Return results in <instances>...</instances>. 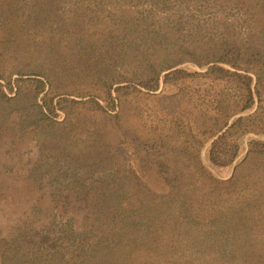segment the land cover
I'll use <instances>...</instances> for the list:
<instances>
[{
  "label": "trees",
  "instance_id": "16d2710c",
  "mask_svg": "<svg viewBox=\"0 0 264 264\" xmlns=\"http://www.w3.org/2000/svg\"><path fill=\"white\" fill-rule=\"evenodd\" d=\"M76 1L0 0V61L10 66L0 79L12 89L10 74L18 73L16 84L35 96L46 86L39 104L31 99L32 124L76 132L88 145L74 153L57 143L64 162L47 161L39 174L51 181L44 183L46 213L40 218L34 210L41 207L32 204L28 216L0 230V264H264V139H249L227 180L198 158L203 142L254 100L250 113L208 143L207 165L229 172L246 136H264V54L252 45L241 50L230 37L214 53L196 54L184 11L189 4L223 10V2L239 0H91L110 8L104 27L90 29ZM260 21L264 27V16ZM168 50L174 54L166 56ZM27 51L50 63L25 65ZM184 57L234 69L167 71L160 95L174 98L161 107L157 133L142 135L122 116L124 102L146 94L139 86L157 89L160 70ZM120 80L126 83L114 87L113 97L111 85ZM186 81L205 86L197 91ZM0 95L9 99L1 82ZM57 108L65 112L61 121L54 119ZM129 148L134 165L126 163Z\"/></svg>",
  "mask_w": 264,
  "mask_h": 264
},
{
  "label": "rangeland",
  "instance_id": "374dc122",
  "mask_svg": "<svg viewBox=\"0 0 264 264\" xmlns=\"http://www.w3.org/2000/svg\"><path fill=\"white\" fill-rule=\"evenodd\" d=\"M222 1L217 0L219 3ZM223 3H225V8L222 6L223 10L226 11L225 13L222 12V8L210 7L209 9H205L202 7V4L196 6L189 4L188 9L184 10L188 14L189 22L186 23L188 24V37L194 39L191 42L189 41V49L194 50L196 54L207 52L210 55L215 52L216 48H219L215 44L218 45L222 37H230L239 45L241 50L244 49L245 45H252L259 48L260 52L264 54V27L260 21L264 16V4L260 3L259 0H239V2L231 4L230 6H227L226 2ZM74 4L76 5L75 9L84 15L83 21L88 29L94 26L102 28L107 23L106 9L110 8L107 3H101L96 6L94 1L79 0ZM246 5L252 8L246 10L244 8ZM69 7L66 6L65 8L68 9ZM95 12H97V16L93 18L92 14ZM165 53L166 56L174 54L173 50H168ZM21 56H23L24 64L28 66H33L34 63H37V60L38 62L42 61L45 65L50 63L49 60L46 63L45 59L39 58L38 54L34 51L21 53ZM8 62L0 61V70H2L3 74H7L10 68ZM215 64L234 69V67L229 66L227 63L214 58L206 63L200 64L196 59L190 57H184L162 68L159 72V85L157 89L147 90L137 85L146 94L138 93L135 97L132 94L129 95L128 97L130 99L123 104L122 116L134 123L136 130L142 135H147L150 132L157 133L156 129L158 127L154 126V123H158V119L163 115L161 107L169 103L168 99L171 100L174 98V95H170L169 98H164L160 95L165 90V73L176 67H188L199 71H206L209 69L208 67L211 68ZM175 65L176 67L171 68ZM168 68L171 69L162 75ZM17 76L18 73L10 74L12 89H9L4 80L0 79L3 91L9 98L5 99L0 95V230L7 228L17 218L28 216L32 204L41 207L34 210L40 218L46 213L42 206L48 203L50 192L44 183L47 184V182L51 181L48 180L45 174L42 176H39V174H42L40 170H44L42 167L47 161L57 159V161L64 162L65 157L61 156L62 154L58 151L60 148L57 143L61 147L67 144L72 151H76L74 153H77L80 149L85 150L88 148L82 136L77 135L76 132L63 135L59 129L52 130L50 127H48L47 132H44L41 123L36 127L32 124V120L29 119L30 113L33 110L31 99H35V102L39 104L41 102L40 97L45 91L46 86L42 92L35 96L27 87L22 86L20 82L16 84L15 79ZM19 76L25 77L32 75L20 74ZM253 79V82H255L254 76ZM124 83H126V80L112 83L110 93L113 97L115 95L114 87ZM185 84L194 90L205 86V82L199 84L194 81H186ZM17 85L19 86V90ZM67 96L74 99L88 97L74 94H67ZM99 101L103 105H106L108 102L103 99H99ZM117 110L118 106L116 105L114 110L109 111L114 113ZM56 111L58 114L54 119L58 121L63 120L65 118V112L59 108ZM251 134L249 133L245 140ZM208 139L203 142L198 151V158L203 166L207 162L205 159L206 149L202 151V148ZM46 143L55 144L53 146L54 149H50V145ZM40 144H42V148H40ZM247 146L248 143L246 146L243 143V151L238 158L246 151ZM125 159L128 165H134L130 148ZM209 172L220 180H227L232 176L234 170L231 176H229L230 169L229 172L221 175L214 170V173L212 171ZM42 183L44 185L41 187ZM51 211L55 212L57 208H52ZM75 217L77 221L83 219L81 212H76Z\"/></svg>",
  "mask_w": 264,
  "mask_h": 264
},
{
  "label": "water",
  "instance_id": "95a60500",
  "mask_svg": "<svg viewBox=\"0 0 264 264\" xmlns=\"http://www.w3.org/2000/svg\"><path fill=\"white\" fill-rule=\"evenodd\" d=\"M174 67H176V65L173 66V67H171V68H174ZM211 67H212V66H211ZM171 68L166 69V70L163 72L162 75H164V73H165L167 70L171 69ZM208 68L210 69V67H208ZM161 78H163V77H161ZM253 81H254V79H253ZM253 83H254V82H252V84H253ZM255 104H256V100H254V104H253V106L251 107V109H249V110H244V111H241V112H237V113H234V114H232L231 116H229V117L226 119V121H225L223 127H222L219 131H217L215 134H213L212 136H210L209 139L205 142V144L203 145L202 151H204V150L206 149L208 143H209V142H210V141H211V140H212L217 134H219L222 130H224V128H225L227 125H229V123H230L231 121H233L236 117H238V116H240V115H244V114L250 113V112L255 108ZM254 135H255V136H260V137H262V138L264 139V136H263L262 134L252 133L251 136H249V137L244 141V145H245V146L247 145L249 139H250L252 136H254ZM242 148H243V146L240 148V150L238 151V153L236 154L235 158L233 159V161H232V163H231V166H230V175H229V176H231V174H232V172H233V170H234L235 160L238 158V156H239V155L241 154V152L243 151ZM204 167L207 168L209 171H212V172H213V170L207 165V163L204 164ZM213 173H214V172H213Z\"/></svg>",
  "mask_w": 264,
  "mask_h": 264
}]
</instances>
